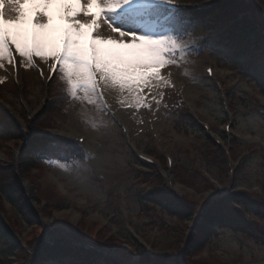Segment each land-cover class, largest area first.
<instances>
[{
	"label": "rangeland",
	"instance_id": "374dc122",
	"mask_svg": "<svg viewBox=\"0 0 264 264\" xmlns=\"http://www.w3.org/2000/svg\"><path fill=\"white\" fill-rule=\"evenodd\" d=\"M252 1L264 23V0ZM99 2L107 11L109 0ZM167 3L148 6L134 20L118 11L113 21L126 30L163 38L168 46L163 63L139 87L99 80L98 85L91 81L73 89L60 70L43 85L24 57L17 91L10 82L8 56L0 60V108L8 109L16 126L26 131L19 141L0 134V186L14 181L24 208L20 215L0 191V217L16 244L25 248L21 255H8L0 239V264H39L33 251L49 242L45 237L52 233L50 238H77L108 264H264V47L248 58L249 68L246 59H231L227 47L216 42L217 29L206 19L160 17L165 10L157 6ZM173 3L181 9L210 5L212 10L217 5L216 0ZM104 19L101 13L98 27L107 30ZM206 68L213 77L205 75ZM45 97L49 105L34 121ZM72 133L92 140L95 150L69 137ZM32 134L44 145L38 161L22 169L32 150ZM43 136L55 139L57 147L48 148L52 142ZM139 155L153 158L150 171L137 163ZM167 157L171 168L166 167ZM158 184L183 205L170 203ZM215 193L214 203H230L231 214L253 229L244 235L216 227L202 251L185 257V243L196 236L193 222L201 220L195 216L203 214ZM236 194L252 203L240 206ZM154 202L169 204L171 210L154 207ZM182 209H193L195 218H180Z\"/></svg>",
	"mask_w": 264,
	"mask_h": 264
},
{
	"label": "snow or ice",
	"instance_id": "6c2138e0",
	"mask_svg": "<svg viewBox=\"0 0 264 264\" xmlns=\"http://www.w3.org/2000/svg\"><path fill=\"white\" fill-rule=\"evenodd\" d=\"M4 2L0 0V60L5 55L11 60L13 48L29 62L34 56L46 63L50 58L49 71L65 72L73 89L91 82L94 75L121 88L139 87L163 63L168 47L163 38L138 34L113 22L119 18L118 10L123 18L134 20L152 0H109L107 11L99 0H86V4L82 0H7L15 4L11 14L2 7ZM101 13L107 30L98 27ZM203 36L202 32L198 43Z\"/></svg>",
	"mask_w": 264,
	"mask_h": 264
},
{
	"label": "trees",
	"instance_id": "16d2710c",
	"mask_svg": "<svg viewBox=\"0 0 264 264\" xmlns=\"http://www.w3.org/2000/svg\"><path fill=\"white\" fill-rule=\"evenodd\" d=\"M259 14V9L255 6L252 0H223L220 5H217L214 10L206 15H209L207 22H210L212 27L219 29V32L224 30L217 41L219 45L227 47L226 52L231 59L244 58L248 63V58L254 59L257 51L264 47V23L261 21ZM190 15L191 14H185L183 17H186L187 19H191L192 17L195 19L204 18L201 14L194 16ZM226 27H228L227 30H225ZM0 134L7 137L9 140L22 139L13 122L2 110H0ZM43 145L44 144L39 141H33V145H31L32 150L26 154L27 157L23 162L22 169H25L36 162L37 157L40 155L39 151L42 149ZM49 158L55 159V157ZM13 182L10 180L9 184L0 187L5 194L9 205L20 210L19 204L21 198L17 196V188L13 185ZM159 185L160 184H158V188L160 189V192L163 196L165 195V197L168 198L170 203L183 205L179 198L171 193L167 194L168 191L166 190L162 191ZM151 195L155 196L154 194ZM217 196L212 197L208 203L204 204L203 214L198 216V218H201V220H199L200 224L193 222L194 226L192 232H194V235L196 236L189 237L185 243V257L189 258L190 255L202 251L203 247L211 237L210 234L216 226L231 230L234 233L250 235L253 227L246 221L238 220L231 214L228 210V205L230 203L228 205L214 203L218 198ZM240 197V194L233 196L234 199L240 201V205L252 203L247 200L245 201L244 199L239 200ZM152 205L155 207H163V209L168 212L171 210L169 204L164 206L166 203L159 205L158 202H154ZM257 206L261 209L262 204ZM192 212L193 209H187V211L186 209H182L178 216L180 217L181 215L180 218L190 220L194 216L192 215ZM29 219H31V217H28L27 220ZM256 230L261 231L260 229ZM262 236H264V232H262ZM0 239L7 244L8 249L6 254L8 255L17 256L25 250V248L20 247L8 239L4 234L3 226L1 224ZM80 245L81 244L75 237L70 239L67 238L66 242H57L55 244L47 245L40 244L37 251H33V256L40 258L39 264H108V260L105 257L100 256L97 251H93L92 249L86 250ZM75 253H77V255ZM143 258L146 259V262H150L148 257ZM31 259L32 255L27 258L28 261Z\"/></svg>",
	"mask_w": 264,
	"mask_h": 264
},
{
	"label": "bare ground",
	"instance_id": "6f19581e",
	"mask_svg": "<svg viewBox=\"0 0 264 264\" xmlns=\"http://www.w3.org/2000/svg\"><path fill=\"white\" fill-rule=\"evenodd\" d=\"M158 0H152V2H157ZM14 49V48H13ZM17 54V53H16ZM18 56V55H17ZM22 59H24V58H21V57H19L18 56V62H19V64H20V60H22ZM39 57H35V60L37 61V62H39ZM51 62V60H50V58H49V60H48V63H50ZM47 66H48V64H47ZM10 71H11V68L9 69ZM47 71V70H46ZM248 122H250V123H248ZM247 123L248 124H250L251 125V121H248ZM69 137H72V138H80V136L79 135H77V134H75V133H72V134H70L69 135ZM85 145H86V147H88V148H90L91 150H95V147H94V143L92 142V140H86L85 141V143H84Z\"/></svg>",
	"mask_w": 264,
	"mask_h": 264
},
{
	"label": "clouds",
	"instance_id": "9594fccd",
	"mask_svg": "<svg viewBox=\"0 0 264 264\" xmlns=\"http://www.w3.org/2000/svg\"><path fill=\"white\" fill-rule=\"evenodd\" d=\"M2 7L6 9L9 14H11L13 9L15 8V4L7 2V0H5Z\"/></svg>",
	"mask_w": 264,
	"mask_h": 264
}]
</instances>
